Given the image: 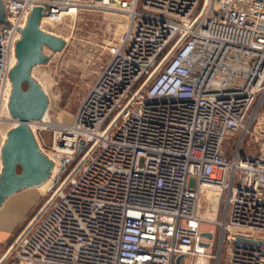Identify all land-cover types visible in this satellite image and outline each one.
<instances>
[{"label":"built area","instance_id":"built-area-1","mask_svg":"<svg viewBox=\"0 0 264 264\" xmlns=\"http://www.w3.org/2000/svg\"><path fill=\"white\" fill-rule=\"evenodd\" d=\"M3 2L0 125L16 120L10 72L35 7L55 24L91 14L109 23L106 61L73 122L49 125L54 155L80 161L9 264L210 258L197 247L203 222L218 228L217 264H264V0ZM209 191L219 208L225 197L212 222L201 217Z\"/></svg>","mask_w":264,"mask_h":264},{"label":"rangeland","instance_id":"rangeland-1","mask_svg":"<svg viewBox=\"0 0 264 264\" xmlns=\"http://www.w3.org/2000/svg\"><path fill=\"white\" fill-rule=\"evenodd\" d=\"M108 26V21L98 14H91L82 19L66 21L61 24L51 23L45 18L42 24V28L46 32L61 37L66 41L64 50L56 54H53L49 48H44L45 54L51 55L52 58L48 63L36 66L33 70L35 79L41 83L43 88L47 89L45 91H47L50 100L48 118L46 121L42 120V122H45V125L35 124L34 133L43 152L59 162V170L55 174L53 173L48 189L42 191L36 197L31 198L25 203L14 200L19 196L37 190L36 188L40 186L23 190L5 202L3 208L0 210V260L9 253L21 234L50 201L57 189L64 183L70 173L74 171L80 161L64 164L60 156L54 155V131L51 126L49 128V125L71 123L80 102L95 81L97 71L106 61L104 46L109 37ZM12 127L13 122L11 121H4L0 125V144L4 139L3 136ZM204 196L202 198L204 211H201V217L208 219L209 215L215 211V203L214 201L206 200V193ZM218 209L219 219H222L225 214V197L223 198L221 207L219 208L218 206ZM184 224L191 228L196 227L193 222L185 221ZM13 226L15 227L10 238L2 241L9 234L5 228ZM2 227L5 228L3 229ZM201 228L203 230L209 229L211 233L215 234V239L209 251H203V247L198 250L212 257L217 256L218 228L208 222H203ZM202 242H205V240L202 239ZM212 257H186L182 263L217 264L216 260ZM11 260L12 257L9 255L4 264H9Z\"/></svg>","mask_w":264,"mask_h":264},{"label":"water","instance_id":"water-1","mask_svg":"<svg viewBox=\"0 0 264 264\" xmlns=\"http://www.w3.org/2000/svg\"><path fill=\"white\" fill-rule=\"evenodd\" d=\"M43 11L44 8L41 6L32 10L25 28L21 30V39L16 44L17 63L10 72L12 93L9 110L18 124L9 131L2 146L3 170L0 175V209L13 195L45 184L51 179L55 169L54 161L41 150L31 127L33 122L44 119L50 106L48 94L41 83L35 79L33 70L36 66L46 64L51 60L52 56L45 54L44 48L47 47L53 54H56L63 51L66 46L65 39L41 28ZM2 23L8 24V20L5 4L3 0H0V24ZM160 67L161 65L146 80L138 93L145 89ZM50 202L51 200L37 215L29 228ZM201 237L209 240V243L200 242V247L210 248L215 237L214 234L202 232ZM12 250L1 260L0 264H4ZM185 258L186 255H179L176 258V264H183Z\"/></svg>","mask_w":264,"mask_h":264},{"label":"bare ground","instance_id":"bare-ground-1","mask_svg":"<svg viewBox=\"0 0 264 264\" xmlns=\"http://www.w3.org/2000/svg\"><path fill=\"white\" fill-rule=\"evenodd\" d=\"M44 21H45V18H43V19L41 20V28H42V24L44 23ZM42 29H43V28H42ZM43 30H44V29H43ZM44 89L47 90L45 87H44ZM46 92H47V91H46ZM48 114H49V110H48L47 114L45 115L43 121H46V119L48 118ZM7 116H8V117H12V116H11V113H10V110H9V113H7ZM74 116H75V115H74ZM73 120H74V117H73V119H72L71 122H73ZM3 122H4V121H3ZM3 122H2V123H3ZM17 124H18V121H17V120H13V127H12V128H14ZM35 124H37V122H34V123L31 124L33 130H34ZM12 128H10V129L8 130V132L3 136V138H4L5 140L3 139L2 143H1V144H2L1 146L4 145V143H5L6 139H7L8 133H9V131H10ZM55 163H56V166H55V169H54V172H53L54 174H55V173L58 171V169H59V162H57V160H55ZM2 166H3V163H2ZM50 183H51V180L47 181L45 184H43V185H41L40 187L36 188L37 190L31 191V192H29L28 194H25V195L19 196V197H17V198L14 199V200H15V201L18 200L17 202H20V203H25V202L29 201L31 198H34V197H36L37 195L41 194L42 191L47 190V189H48V186L50 185ZM206 195H207L206 200H211V201H214V203H215V211H214V213L211 214V215L206 214V215H209V216H210V217L208 216V217H209V218H208V221L212 222V221H214V220L216 219V217H218V212H219V209H218V206H219L218 201H219V199H218L217 197H214L213 191H209ZM204 197H205V196H204ZM206 204H207V203H206ZM209 209H210V207H209ZM202 210H203V209H202ZM203 211H204V210H203Z\"/></svg>","mask_w":264,"mask_h":264},{"label":"crops","instance_id":"crops-1","mask_svg":"<svg viewBox=\"0 0 264 264\" xmlns=\"http://www.w3.org/2000/svg\"><path fill=\"white\" fill-rule=\"evenodd\" d=\"M4 204H5V203H4ZM3 206H4V205H3ZM3 206H2V208H3ZM2 208H1V209H2ZM1 209H0V210H1ZM0 218H1V217H0ZM0 221H1V219H0ZM184 225H185V224H184ZM15 226H16V225H15ZM15 226H13V227H11V228H5V227H4V228L9 232V234H8V236L6 237V239H3L2 241H6L8 238H10V235H11V233H12V231H13V229H14ZM185 226H186V225H185ZM0 227H1V226H0ZM187 227H188V226H187ZM2 228H3V227H2ZM4 228H3V229H4ZM203 232H211V231H209V229H207V230H203ZM204 240H205V243H209V240H207V239H204ZM2 241H1V242H2ZM200 242H202V241L200 240V241L198 242V248H199V249H201V247H200V245H199ZM211 247H212V246H211ZM202 250H203V251H209V248H204V249H202ZM4 256H5V255H4ZM3 258H4V257H3ZM3 258H2V259H3ZM2 259H1V260H2ZM1 260H0V262H1Z\"/></svg>","mask_w":264,"mask_h":264}]
</instances>
